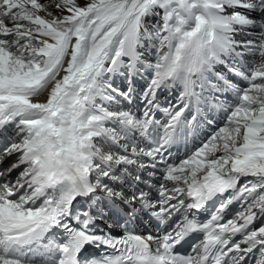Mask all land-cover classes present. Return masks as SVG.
I'll use <instances>...</instances> for the list:
<instances>
[{"label":"snow or ice","instance_id":"1","mask_svg":"<svg viewBox=\"0 0 264 264\" xmlns=\"http://www.w3.org/2000/svg\"><path fill=\"white\" fill-rule=\"evenodd\" d=\"M13 155L0 264H264V0H0V163Z\"/></svg>","mask_w":264,"mask_h":264},{"label":"rangeland","instance_id":"2","mask_svg":"<svg viewBox=\"0 0 264 264\" xmlns=\"http://www.w3.org/2000/svg\"><path fill=\"white\" fill-rule=\"evenodd\" d=\"M50 10L54 11V9H50ZM14 160H15V157H13V156L6 157L3 159V162H2L3 165L2 166L6 169L7 167H9L14 162Z\"/></svg>","mask_w":264,"mask_h":264},{"label":"bare ground","instance_id":"3","mask_svg":"<svg viewBox=\"0 0 264 264\" xmlns=\"http://www.w3.org/2000/svg\"><path fill=\"white\" fill-rule=\"evenodd\" d=\"M79 2H80V3H84V0H79ZM255 59H256V61H257V62H259V60H260V57H259V56H257ZM13 163H14V162H13ZM1 165H3V163H1Z\"/></svg>","mask_w":264,"mask_h":264}]
</instances>
